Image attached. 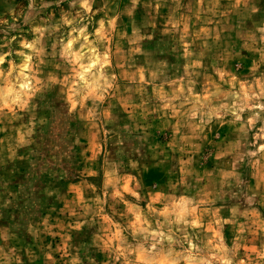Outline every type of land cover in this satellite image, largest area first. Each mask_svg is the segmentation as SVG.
<instances>
[{
    "label": "rangeland",
    "instance_id": "rangeland-1",
    "mask_svg": "<svg viewBox=\"0 0 264 264\" xmlns=\"http://www.w3.org/2000/svg\"><path fill=\"white\" fill-rule=\"evenodd\" d=\"M0 264H264V0H0Z\"/></svg>",
    "mask_w": 264,
    "mask_h": 264
}]
</instances>
